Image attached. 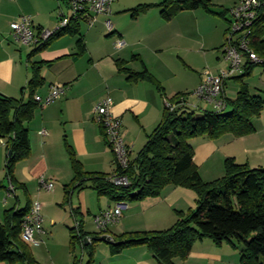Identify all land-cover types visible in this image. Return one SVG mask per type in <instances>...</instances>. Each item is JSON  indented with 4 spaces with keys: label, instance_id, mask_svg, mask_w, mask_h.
<instances>
[{
    "label": "crops",
    "instance_id": "0c3cea01",
    "mask_svg": "<svg viewBox=\"0 0 264 264\" xmlns=\"http://www.w3.org/2000/svg\"><path fill=\"white\" fill-rule=\"evenodd\" d=\"M210 1L213 14L203 10L183 11L170 22H165L160 9L153 7L135 19L130 17L131 24L125 28L119 25L120 18L137 6L124 10L117 5L113 9L115 1L111 15L113 11L117 15L112 32L104 25L105 17H99L92 27L80 23L79 35L59 37L45 50L29 57L35 47L15 43L10 23L29 16L37 31L51 30L64 14L63 7L57 0H0V95L26 100L27 93L23 89L31 79V65L39 62L45 63L41 69L44 85L35 96L46 97L53 86L63 90L61 97L52 104L46 107L39 105L33 119L26 124L31 152L29 157L15 165L14 170L16 183L24 189L13 188L11 196H8L11 184L6 175L9 150L5 140L3 144L0 142V223L6 210L13 207L22 209L26 199L32 205L35 202L42 205L44 233H37V243L29 246L39 264H74L69 242L70 229L75 227L76 221H82L85 230L87 218L92 223L93 217L104 209L124 205L98 198L91 189L72 191L69 199L65 193V186L74 177L66 143L73 149L85 172L115 173V156L95 122L96 105L106 97L113 100L111 111L121 121V134L130 147L133 160L160 123L165 109L164 100L178 93H194L201 84L204 71L196 70L191 64L193 47L196 46L195 54L204 59L211 54L217 61L220 56L224 61L222 47L229 25L227 11L239 0ZM63 6L67 8L65 3ZM80 38L85 45L83 55H77ZM166 48L181 55L177 57L184 66L181 73L176 72L172 61L161 57ZM145 50L150 53L148 56L144 55ZM117 62H123V67L133 73L147 69L164 88V96L145 81L129 80L128 75L119 72ZM226 68H214L212 72L217 74ZM257 75L259 80L251 81L249 77L246 83L251 95L264 101V70ZM228 81L223 95L232 100L238 90L230 98ZM184 102L195 111L213 110L195 97H186ZM253 126L255 131L244 137L226 134L214 140L204 136L190 141L194 162L205 182L221 178L224 162L229 158L251 169L264 167V108L260 117L253 120ZM42 178L54 184L52 191L41 188ZM195 201L196 195L191 190L167 186L158 198L125 204L120 222L109 229L108 237L125 232L167 230L177 220L176 211L193 209ZM94 261V264H158L146 247L113 254L110 243L103 241L95 246ZM174 263L240 264V253L228 244L217 246L210 239H204L193 245L187 259H175Z\"/></svg>",
    "mask_w": 264,
    "mask_h": 264
},
{
    "label": "trees",
    "instance_id": "16d2710c",
    "mask_svg": "<svg viewBox=\"0 0 264 264\" xmlns=\"http://www.w3.org/2000/svg\"><path fill=\"white\" fill-rule=\"evenodd\" d=\"M153 7L160 9V16L165 22H170L183 11L203 10L213 14L210 0H165L159 4L137 6L130 10L131 18H137ZM79 25L78 22H71L43 46L35 48L29 57L39 54L59 37L79 35ZM252 48L264 59V8L255 24ZM77 50V55L85 53L82 38L77 41ZM43 64L31 65V79L23 89L27 93L26 100L0 95V139L5 140L11 152L6 175L16 190L24 189L16 183L14 170L15 165L29 157L31 152L26 124L39 108L34 96L44 85L41 76ZM123 64L117 62V68L128 75L129 80L145 81L164 96V88L147 69L133 73ZM255 67L248 65L244 74L232 78L239 84V89L234 99H226L224 111L192 110L182 104L189 93H178L168 99L176 108L173 111L164 109L160 123L126 169L116 164L114 174L127 177L130 183L127 187L113 185L109 182L111 175L85 172L73 149L66 143L74 174L71 183L65 186L68 199L72 191L91 189L98 198H106L113 204H132L158 198L167 186L188 189L196 195L195 207L187 212L176 211L177 220L167 230L125 232L110 237L113 254L146 247L158 264H175V259L188 258L197 241L210 239L217 246L228 244L237 249L240 264H264V167L251 169L229 158L224 162V175L212 182H205L194 162V150L190 144L192 139L199 137L207 136L214 140L231 134L238 138L255 131L253 120L260 117L264 108L262 98L251 95L246 83ZM260 67L264 69V64ZM31 208L30 200L26 199L22 209L13 207L4 212L0 223V262L39 264L29 246L21 239L23 220ZM102 236L98 232H86L82 221H79L78 228H71L69 247L74 264H94L95 246L101 242ZM85 239L89 241L85 242ZM77 247L83 256H87L85 263L75 256Z\"/></svg>",
    "mask_w": 264,
    "mask_h": 264
},
{
    "label": "built area",
    "instance_id": "2783aa9c",
    "mask_svg": "<svg viewBox=\"0 0 264 264\" xmlns=\"http://www.w3.org/2000/svg\"><path fill=\"white\" fill-rule=\"evenodd\" d=\"M67 5L69 14H62L57 25L51 30L37 31L29 16H22L18 21L10 23L11 36L15 43L27 47L43 46L56 33L68 27L71 22L85 23L88 27L94 26L99 17H105L104 25L112 32L113 24L110 20L111 7L116 0H58ZM264 8V0H239L237 4L227 11L229 25L225 34V43L222 48L224 61L228 64L226 69H221L217 74L205 69L201 84L194 91L193 96L201 102L211 106L217 112L224 111L227 107L226 98L223 95L225 83L237 76L244 74L248 65L261 66L264 59L260 58L252 48V37L256 21ZM63 94L58 86L51 87L50 93L42 98L35 96L34 100L46 107ZM182 104H185L183 101ZM165 108L173 111L176 105L164 100ZM113 100L106 97L101 100L94 109L95 122L100 126L109 147L115 156V162L121 169H126L130 163V147L125 144L119 118L112 114ZM0 142L3 144L4 140ZM109 182L115 186H129V180L125 176L117 174L109 177ZM41 188L52 191L54 184L45 179H40ZM13 186H9L8 196L13 194ZM122 210L117 206L109 207L93 217L96 232L108 237L109 229L120 222ZM42 205L35 202L31 211L23 220L21 239L31 246L36 244L35 235L43 234ZM75 227H79L76 221ZM89 241V240H88Z\"/></svg>",
    "mask_w": 264,
    "mask_h": 264
},
{
    "label": "rangeland",
    "instance_id": "374dc122",
    "mask_svg": "<svg viewBox=\"0 0 264 264\" xmlns=\"http://www.w3.org/2000/svg\"><path fill=\"white\" fill-rule=\"evenodd\" d=\"M162 0H116V4L114 5L113 9H115V6H120L121 8H125L124 10L129 9V8H132V7H136L140 4H149V3H158V2H161ZM61 6L63 7V12L65 15H68L69 14V11H68V8H66V6H63L64 2H60ZM112 8V7H111ZM112 9V11H113ZM117 14L114 13V11L112 12V15L110 17V20L112 21V24L115 25V21H114V17L116 16ZM131 13L128 12V14H126V16H123L122 18H120V22H119V25L122 26V28H125L127 27L128 25H130V21H131ZM228 20H229V17H227ZM81 29H84L83 28V25H81ZM83 31V30H82ZM193 50H194V53H193V56H192V59H193V63L192 66L196 69V70H202L204 71L205 69H209L211 71H214V68H226L228 66V64L226 62H224L222 60V57L220 56V60L217 61L216 60V57L214 55H209L207 56L206 59L202 58L201 56L195 54V50H196V46L193 47ZM161 57L164 58V59H168L170 61H172L175 66V70L177 73H181V71H183L184 69V66H182V62L181 60H177V57L178 56H181V55H178V53H176V51H174L173 49H163V51L161 52ZM150 53L148 51H144V55L145 56H148ZM151 56V55H150ZM153 57V56H152ZM219 57V56H218ZM263 68L260 67V66H256L253 71H252V75L250 76V80L253 81V80H259V76L257 75L258 72H263ZM195 74H193V78H195ZM228 88H227V94L230 98H233L234 95H233V92L238 90L239 88V84L235 81V80H229L228 81ZM189 94L191 95H188L187 98L188 99H192L194 98L192 95H193V92H190ZM206 106V104H205ZM208 109H211V107H208L206 106ZM214 181V180H213ZM212 182V181H211ZM124 204V203H123ZM125 205V204H124ZM122 205V207H119L118 206V209L120 210H123L125 211V206ZM127 207V206H126ZM86 231L90 232V233H93V232H96V228H95V225L93 224V221L91 223V219L87 218V227L85 228ZM75 256L77 257V259L79 261H82V263H85L87 261V256L86 255H82V252L80 250L79 247H77L75 249Z\"/></svg>",
    "mask_w": 264,
    "mask_h": 264
},
{
    "label": "water",
    "instance_id": "95a60500",
    "mask_svg": "<svg viewBox=\"0 0 264 264\" xmlns=\"http://www.w3.org/2000/svg\"><path fill=\"white\" fill-rule=\"evenodd\" d=\"M8 155L11 156V152H9ZM100 240L103 241V242H106V243H110V244L113 243V241L111 240V238L110 237H107V236H102ZM87 241L88 240L85 239V242H87Z\"/></svg>",
    "mask_w": 264,
    "mask_h": 264
}]
</instances>
